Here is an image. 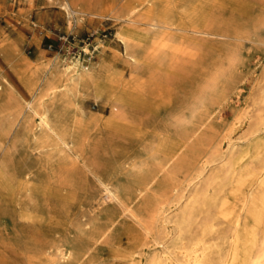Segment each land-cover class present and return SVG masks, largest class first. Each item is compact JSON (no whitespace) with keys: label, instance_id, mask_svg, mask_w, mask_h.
Instances as JSON below:
<instances>
[{"label":"rangeland","instance_id":"rangeland-1","mask_svg":"<svg viewBox=\"0 0 264 264\" xmlns=\"http://www.w3.org/2000/svg\"><path fill=\"white\" fill-rule=\"evenodd\" d=\"M152 2L0 0V264H264V0Z\"/></svg>","mask_w":264,"mask_h":264},{"label":"bare ground","instance_id":"bare-ground-1","mask_svg":"<svg viewBox=\"0 0 264 264\" xmlns=\"http://www.w3.org/2000/svg\"><path fill=\"white\" fill-rule=\"evenodd\" d=\"M146 2L149 5L148 10L152 13L155 10V4L152 2V0H146ZM137 31L134 32V30H126L122 33V39L123 41L126 42H133L136 44H140L141 43V35H139L138 33H136ZM142 34V32L140 33ZM119 35V34H118ZM121 41V40H120ZM72 66H67L63 72H61L63 74V76L67 77L68 80H70V82H75V81H79L82 78V74L79 73L78 71L76 72V77L72 78L75 74L73 75H69L71 73ZM22 82H24L27 85H32L33 82V78L32 75L29 73H25L24 77L21 78ZM62 90V89H60ZM36 114H38L35 111ZM40 116V126H47L51 129V126L48 122V114L45 112ZM37 131V130H36ZM41 131V130H40ZM15 132V131H14ZM61 141V140H60ZM64 144L67 146V143L64 142ZM195 159V158H194ZM150 184V183H149ZM105 191H106V199H111V198H116L115 193H113V191L107 186L104 185ZM176 192V191H175ZM245 207V206H244ZM240 220L238 219V223L239 224ZM139 224V223H138ZM104 231L99 233V237H101L103 235ZM234 246L237 248L238 246V241L233 242ZM255 245L256 244H248L247 246H245L244 248V253L243 256L241 258V264H262V261L259 259V257H254V252H255ZM190 264H213L211 260L208 259V254H204L203 256H197L195 258V260L193 262H191Z\"/></svg>","mask_w":264,"mask_h":264}]
</instances>
